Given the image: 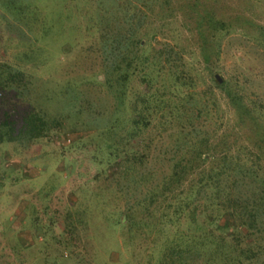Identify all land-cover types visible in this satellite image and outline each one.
I'll use <instances>...</instances> for the list:
<instances>
[{
	"label": "rangeland",
	"instance_id": "1",
	"mask_svg": "<svg viewBox=\"0 0 264 264\" xmlns=\"http://www.w3.org/2000/svg\"><path fill=\"white\" fill-rule=\"evenodd\" d=\"M114 33L123 45L134 37V52L148 59L130 76L123 117L147 90L144 72L152 71L150 94L171 95L162 125L140 134L151 160L135 187L108 159L104 128L113 101L101 85L80 83L75 105L83 109L74 119L58 95L53 102L40 95L97 71L100 38ZM160 50L180 60L160 63ZM0 62L44 85L31 106L58 123L36 140L15 127L17 140L0 144V264H169L183 248L184 264H231L213 246L224 251L232 235L247 232L251 261L239 254L233 264H264V212L250 231L219 228L218 217L231 194L259 189L246 178L232 189L239 166L264 175V0H0ZM179 64L185 74L177 76ZM10 104L27 109L19 98ZM88 106L107 109L99 116ZM178 161L173 195L150 202L152 187L169 180Z\"/></svg>",
	"mask_w": 264,
	"mask_h": 264
},
{
	"label": "trees",
	"instance_id": "2",
	"mask_svg": "<svg viewBox=\"0 0 264 264\" xmlns=\"http://www.w3.org/2000/svg\"><path fill=\"white\" fill-rule=\"evenodd\" d=\"M50 34V33H49ZM119 34L114 33L102 34L100 38V48L99 57L100 67L97 71L88 74L86 76L70 77L64 80L61 84H58L57 88H51L53 91V96L50 97L48 90H45L43 94H40L45 99H50L52 102L58 95L62 100V104L67 108L70 116L74 119L78 113L83 109L77 108L75 103H78V98L80 97L77 93V89L82 81L98 83L105 89L104 98L108 101L112 100L113 103L109 106L110 113H106V118L109 120V125L104 128L105 133L108 138L107 142V156L108 159H117L118 166L123 165L122 177H126L124 181L127 186L139 184L141 179L138 177V171L140 167L149 163L151 158L148 157L150 152L149 145L146 143V138L141 137V133L150 132L155 129L156 124L165 121L164 112H166V106L171 95L166 93L167 99L165 100L164 95L150 94V85L153 84L152 71L144 72L141 75V79L146 84L147 90L134 101V104L129 109V116L125 119L124 111H126L127 102V84L130 81V76L133 74L135 68L137 72H143L145 70L144 65L148 59L139 57L134 51V37L129 39V44L123 45L118 38ZM47 37V35H46ZM69 47V46H68ZM137 48H142L141 41L137 43ZM125 49V50H124ZM66 50V48L64 49ZM40 54H45L43 50L39 49ZM172 51H157L156 58L162 63V57L169 61L172 59ZM43 59V62H47L44 55H39V58ZM180 60L178 55L172 59V63ZM177 67L178 73L185 74L182 69L183 64H179ZM159 69L158 71H160ZM156 71V72H158ZM178 78V77H177ZM37 79H33L26 70L15 69L13 66L7 63L0 62V144L4 142H11L17 140L16 128L19 130V135L24 137L33 138L36 140L38 138H43L46 136V131L57 129L58 123L55 120H46L44 113L42 111H37L35 107H32L30 102H36L35 104H40L38 99L39 88L44 85H38L35 82ZM92 80V81H91ZM213 82L218 87H223L224 82L221 84L220 80L216 77H212ZM36 86L38 89L36 90ZM158 89V88H157ZM159 91V89H158ZM52 93V92H51ZM19 98L21 102L25 103L27 109L22 113L19 111L18 105L10 104V101ZM104 103L103 106H106ZM34 105V104H33ZM102 106V105H101ZM102 106V107H103ZM107 108H103V113ZM86 112L95 113L99 116L103 115L100 112H92L91 107H84ZM105 114V113H104ZM8 116V117H5ZM17 116L18 119H9V117ZM126 120V121H125ZM16 127V128H15ZM16 138V139H15ZM107 138H105V143ZM138 139L140 140L141 147L138 145ZM254 157V154L251 158ZM258 157V155H257ZM250 158V159H251ZM183 160V159H182ZM203 162H206L204 157ZM181 162H176L173 165V174L168 180L167 178L162 181L160 188L152 187V192L148 199L153 202L157 199V195L168 197L171 194L169 190V184L173 182V178L177 175L178 170L182 167ZM240 165V164H239ZM198 168H193L197 170ZM239 177H236L238 172H235L234 179H232V189H236L239 179L246 178L252 183L256 184L259 189H256L250 196H235L231 194L226 200V207L223 211H220V218L223 222L219 220V228H233L237 230L238 226H246L248 231L253 230L257 226L258 218H261V212H264V175L259 174L258 170L253 166L242 165L238 167ZM218 176V175H217ZM241 179V180H242ZM218 179L215 176L214 179L209 178L207 182H211V185ZM197 184H199L197 182ZM134 185V187H135ZM210 185V186H211ZM191 187V186H190ZM191 188H189L190 190ZM173 195V194H171ZM191 196V195H190ZM190 203L184 202L183 205H189ZM182 207V206H180ZM182 209V208H181ZM218 219H216L217 221ZM215 221V222H216ZM218 226V225H217ZM252 232H247L242 235H232L231 243L228 244L226 250L223 251V246L215 245L214 253L217 258L223 260V257H228L227 261H232L239 259V254L244 261H249L248 252L251 250ZM242 243L245 244L246 248L242 249ZM245 250V251H244ZM244 251V252H243ZM189 253L188 248H183L177 252L175 259L168 258L169 264H184V258H187ZM195 258L198 260L201 258V252L197 250L194 254ZM251 261V260H250ZM242 260H238V264H241Z\"/></svg>",
	"mask_w": 264,
	"mask_h": 264
},
{
	"label": "water",
	"instance_id": "3",
	"mask_svg": "<svg viewBox=\"0 0 264 264\" xmlns=\"http://www.w3.org/2000/svg\"><path fill=\"white\" fill-rule=\"evenodd\" d=\"M216 78H217L218 80H220V79L218 78V76H216Z\"/></svg>",
	"mask_w": 264,
	"mask_h": 264
}]
</instances>
